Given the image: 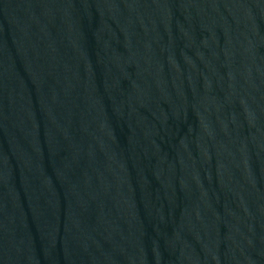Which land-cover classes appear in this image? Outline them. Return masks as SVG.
<instances>
[{
	"label": "water",
	"instance_id": "1",
	"mask_svg": "<svg viewBox=\"0 0 264 264\" xmlns=\"http://www.w3.org/2000/svg\"><path fill=\"white\" fill-rule=\"evenodd\" d=\"M0 264H264V0H0Z\"/></svg>",
	"mask_w": 264,
	"mask_h": 264
}]
</instances>
